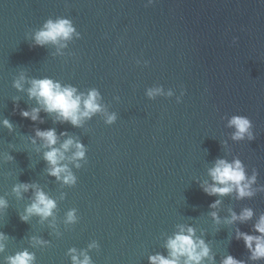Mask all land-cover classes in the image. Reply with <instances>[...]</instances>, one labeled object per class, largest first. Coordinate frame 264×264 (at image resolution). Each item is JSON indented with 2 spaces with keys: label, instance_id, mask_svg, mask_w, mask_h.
Returning <instances> with one entry per match:
<instances>
[{
  "label": "water",
  "instance_id": "95a60500",
  "mask_svg": "<svg viewBox=\"0 0 264 264\" xmlns=\"http://www.w3.org/2000/svg\"><path fill=\"white\" fill-rule=\"evenodd\" d=\"M60 19L71 38L38 45L36 34ZM45 78L96 90L101 110L79 127L43 110L23 117L40 107L31 82ZM233 116L251 121L254 139L232 138ZM52 128L56 147L85 146L83 158L62 162L73 183L49 174L35 133ZM218 159H239L254 195L205 193ZM21 184L30 187L14 191ZM37 189L55 201L51 216H28ZM0 198V264L24 251L33 264L82 254L91 264H151L182 227L210 248L214 262L204 264L229 255L264 264L237 239V229L261 235L264 215V0H0ZM246 208L252 219L228 222Z\"/></svg>",
  "mask_w": 264,
  "mask_h": 264
},
{
  "label": "clouds",
  "instance_id": "9594fccd",
  "mask_svg": "<svg viewBox=\"0 0 264 264\" xmlns=\"http://www.w3.org/2000/svg\"><path fill=\"white\" fill-rule=\"evenodd\" d=\"M153 2V0H150ZM75 29L71 22L66 19L58 21H48L44 30L36 34V43L40 46L46 43H58L61 40L71 38ZM17 88L22 89L20 82L16 84ZM29 98H34L40 107L33 108L31 111L24 110L21 115L25 118H30L32 121L40 120L41 110L49 114H55L56 119L60 122H70L73 126L79 127L85 118H91L93 114L101 110L98 103L99 93L96 90L90 91L87 95L78 93V90L72 86H62L59 82L52 79L45 78L33 80L31 87L28 89ZM171 94V93H170ZM153 95V93H149ZM115 120V117H109V122ZM5 127L12 129L13 125L8 120L3 121ZM229 127H234L236 131L233 133L234 140H242L244 138L254 139L251 132L252 123L244 116H233L229 121ZM36 137L41 138L45 142V147L49 150L44 153V159L50 165L49 174L56 176L57 179L63 178L66 183H73L75 178L70 172L66 164H62L66 159L76 160L85 156V146L75 141L72 138L65 140L59 147H56L59 137L54 128L47 130L37 129ZM67 135V133H62ZM35 143V139H33ZM75 148L76 151L71 157H66V153ZM11 158V157H10ZM79 166V165H77ZM61 174H64L63 177ZM210 175L213 183L210 185H202L203 191L208 195L224 196L231 194L233 191L237 192V198L251 197L254 193L251 191V185L255 182V176L249 179L246 176L245 168L239 159L232 162L226 159H218L215 166L210 169ZM28 184L18 185L14 191L20 193L21 189L27 191ZM34 187V186H33ZM221 203L216 200L211 207L215 208ZM6 206V201L0 198V207ZM56 207L55 201L50 198L43 190L37 189L35 192L34 202L26 209L28 216L39 215L41 217H48L53 214V209ZM28 216L21 217L25 222ZM214 219L219 222V216L216 212L212 213ZM254 212L252 209H244L239 215L232 212L229 223L237 220L241 222L252 219ZM73 219V214L69 213V220ZM254 229L261 235H250L245 232H240L237 229V239H243L245 246L252 253L253 260L264 259V215L259 218V221L254 225ZM5 238L0 233V239ZM166 247L169 250V255L157 254L151 256V264H204L205 259L214 262V257L210 255V248L203 239H199L195 235V229L188 227L186 230L182 227L174 237L169 238ZM0 251H3V245H0ZM75 253V249L71 250ZM81 261L77 255H73L74 264H91L90 258L86 254ZM9 264H33L34 255L28 251L17 253L15 256L8 257ZM222 264H244L243 261L236 259L229 255Z\"/></svg>",
  "mask_w": 264,
  "mask_h": 264
}]
</instances>
